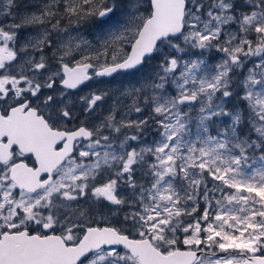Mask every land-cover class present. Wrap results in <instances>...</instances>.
Returning a JSON list of instances; mask_svg holds the SVG:
<instances>
[{"label":"snow or ice","instance_id":"obj_1","mask_svg":"<svg viewBox=\"0 0 264 264\" xmlns=\"http://www.w3.org/2000/svg\"><path fill=\"white\" fill-rule=\"evenodd\" d=\"M0 264H264V0H0Z\"/></svg>","mask_w":264,"mask_h":264}]
</instances>
